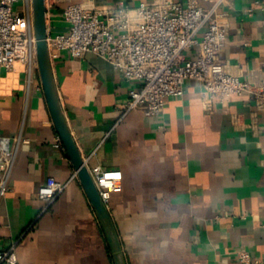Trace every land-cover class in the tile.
<instances>
[{
  "label": "crops",
  "instance_id": "crops-1",
  "mask_svg": "<svg viewBox=\"0 0 264 264\" xmlns=\"http://www.w3.org/2000/svg\"><path fill=\"white\" fill-rule=\"evenodd\" d=\"M94 9L119 0H71ZM136 6L154 0H123ZM196 2L210 8L213 0ZM65 2L47 4L48 37L67 32ZM229 0L221 57L242 80L264 81V9ZM22 6H17L21 10ZM192 55V52H187ZM61 104L88 167L123 173L108 209L126 264H241L248 250L264 264V110L249 93L206 99L196 80L168 97L162 112L123 115L137 87L106 59L66 52L53 62ZM22 136L0 201V250L15 244L18 264H115L107 235L54 125L38 73L0 67V135ZM68 182L49 205L39 188Z\"/></svg>",
  "mask_w": 264,
  "mask_h": 264
},
{
  "label": "built area",
  "instance_id": "built-area-1",
  "mask_svg": "<svg viewBox=\"0 0 264 264\" xmlns=\"http://www.w3.org/2000/svg\"><path fill=\"white\" fill-rule=\"evenodd\" d=\"M22 1L21 10L17 3ZM229 0H213L210 8L195 1L154 0L133 6L119 0L112 7L89 9L71 0L65 2L63 16L68 31L48 37L52 63L62 52L73 58L92 52L108 60L121 75L137 87L129 92L123 115L141 109L156 116L168 97L185 93L186 82L196 80L206 99L215 95L249 93L264 110V81L252 83L232 73L221 53L228 37L227 23L219 20L217 10ZM264 9V0H253ZM191 51L192 55L187 52ZM22 63L28 83L38 71L37 46L32 0H0V67L14 69ZM22 136L0 135V201L10 190V179ZM103 202L108 206L112 193L123 189L119 169L96 164L89 168ZM68 182L50 180L39 188V196L51 204ZM241 264H260L248 250H240ZM0 264H18L15 244L0 250Z\"/></svg>",
  "mask_w": 264,
  "mask_h": 264
},
{
  "label": "water",
  "instance_id": "water-1",
  "mask_svg": "<svg viewBox=\"0 0 264 264\" xmlns=\"http://www.w3.org/2000/svg\"><path fill=\"white\" fill-rule=\"evenodd\" d=\"M32 4L37 46L38 75L54 125L76 170V174L103 225L115 259V264H126L110 211L103 202L87 162L74 140L61 104L48 45L46 0H32Z\"/></svg>",
  "mask_w": 264,
  "mask_h": 264
},
{
  "label": "rangeland",
  "instance_id": "rangeland-1",
  "mask_svg": "<svg viewBox=\"0 0 264 264\" xmlns=\"http://www.w3.org/2000/svg\"><path fill=\"white\" fill-rule=\"evenodd\" d=\"M21 4H22V1H20L19 3H17L15 7L20 6ZM36 73H38V71Z\"/></svg>",
  "mask_w": 264,
  "mask_h": 264
}]
</instances>
